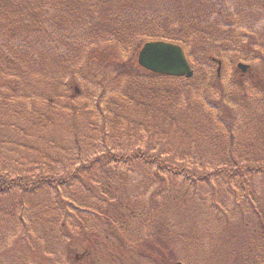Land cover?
<instances>
[{"label": "trees", "instance_id": "16d2710c", "mask_svg": "<svg viewBox=\"0 0 264 264\" xmlns=\"http://www.w3.org/2000/svg\"><path fill=\"white\" fill-rule=\"evenodd\" d=\"M228 10L236 21V31L222 15ZM256 17L264 19V0H0V71L26 78L40 71L47 75L50 68L55 67L48 81L50 86L54 84L59 97L64 96V88L68 87L66 80L71 76L77 78V84L94 103L91 108L87 104L74 108L69 105L71 95L65 99L66 109L62 116L71 126L68 131L73 135V149L56 155L59 163L54 164L49 159L54 160L52 154L39 153L40 161L45 159V166L53 164L48 168L53 177L31 179L29 174L25 176L15 171L18 159L25 156L24 161L31 163L37 151L34 141L39 139L28 138L24 128L15 123L8 126L13 128V133L23 136L16 143L10 140V144L17 147L11 154L4 156L0 147V199H10V207L4 213L13 215L16 223L22 225L23 216L30 210L28 201L46 187L60 193L65 188L86 184L88 181L83 174L99 167L101 161L104 167L113 161H138L143 167L156 166L159 181L168 174L181 178L189 187L185 193L176 191L175 196L171 191L165 194V199L162 196L161 199L160 196L151 198H155L154 211L149 204L135 201L138 212L147 220L160 216L167 222L166 207L174 219L182 220L180 209L191 211L192 208L183 204L188 193L193 205L194 193L213 192V200L215 196L232 200L231 209H237L240 215L236 222L219 224L214 238L221 242L218 246L224 257L213 264H264V196L257 194L254 186L256 176L264 174V86L258 90L254 85L249 86L254 94L245 88L243 79L231 86L225 76L217 77L212 61L215 51L227 70L233 63L228 58L240 48L242 35L239 30L254 24ZM220 22L227 29H219ZM260 29L254 35L260 34L262 39V22ZM151 41L180 45L195 76L186 79L154 75L143 69V75L136 72L137 54L143 44ZM246 60L249 61L245 58L238 61ZM180 81L183 83L179 84ZM11 94L0 101V127L3 129L6 126H1L5 124L2 118L23 119L26 112L21 111V107L13 108L9 102L14 92ZM218 94L220 104L210 98ZM49 119L38 124L32 122L31 130L47 131L50 127L47 123L52 121ZM143 131L156 137V141L150 138L145 150L141 149L142 140L137 139ZM191 132L201 133L203 144L200 147L193 146ZM121 138L127 145H118ZM212 141L213 156L219 160L214 159L212 166L205 162L187 163L186 157L191 151L195 153L192 156L204 160V150L200 149ZM110 143L117 146L110 147ZM100 147V155L92 159ZM115 147L119 153L113 151ZM132 147L136 148L135 152ZM157 151L158 157L150 154ZM166 152L169 161L159 162ZM174 159L175 163H169ZM31 165L39 166V161ZM13 174L18 176L13 177ZM213 177L217 178L215 182L211 180ZM148 183L151 187L156 184L152 178ZM115 188L116 192L125 191L123 186ZM87 199V196L81 197L77 203L63 197L53 213L65 219L73 211L83 214L81 216L96 215L87 229L83 228L84 234L87 230L96 231L103 221L111 222L119 230H129L135 210L125 209V206L120 209L118 205L113 211L105 209L102 214L94 210V202ZM172 199L181 200V203L175 205ZM197 205V209L205 207L201 202ZM55 219L51 223V219H46L44 228L49 225L55 230L49 240L57 246L70 240L75 251L83 241L91 240V236L76 240L74 233L60 228L58 221L61 220ZM169 226L168 223L162 225L165 229ZM103 255L106 254H97L93 259L99 262ZM153 257L147 264H154L152 259L158 260ZM109 259L107 256L102 264H109ZM123 264L137 262L127 257Z\"/></svg>", "mask_w": 264, "mask_h": 264}, {"label": "rangeland", "instance_id": "374dc122", "mask_svg": "<svg viewBox=\"0 0 264 264\" xmlns=\"http://www.w3.org/2000/svg\"><path fill=\"white\" fill-rule=\"evenodd\" d=\"M231 7L230 12L232 13ZM230 12L228 10L225 11V14H222L223 12H221V14L227 18V23L235 27L236 21L231 16ZM219 20H221V17ZM222 22H220L218 28L220 29L221 27L222 29L224 27L227 29L225 24L222 25ZM239 35H242L239 52L230 55L228 59H231L232 61H230L233 63L227 67L228 69L226 68L227 70L224 69L222 73V76H225L228 84L231 86H235L237 76H241L240 72L236 71V63L241 58L249 57V60L257 61L258 66H255L254 73L256 72L255 74H257L259 70L261 77H264V74L262 75L264 69L259 60L263 59L264 38H262V40L261 37H259L260 34L255 36L249 32H240V30ZM213 57L220 59L215 51H213ZM134 68L136 72H141V75L144 74L142 73V69H139L138 66ZM56 69L55 67L52 68V70L50 68L47 75L40 71L34 76L31 75L26 78H20L17 75H7L5 73L6 71H0V101H2L4 97H10L8 93L12 95L11 92H14V97L10 99L9 103L14 106V109L21 107V111L22 109L26 110L25 114L22 116L23 119L15 118L7 120L2 118L5 124L1 126H6V128L3 129L0 127V147L4 156L11 154L12 149H17L16 146L10 144V140L16 143V141H20V137L23 135L20 133H13V128H8V126H13V123L24 128L28 138L39 139L38 142L34 141V148L38 152L35 151L33 153L31 163H28L29 165L24 161L25 156L16 161L19 166H17L15 171H19L21 175L25 176L29 174L31 179H37L43 176L53 177L48 168L56 162L59 163L57 160L58 155H64L67 149H73V135L68 131V128H71V126L68 125L67 119L62 116L66 109L64 108L65 99H68L67 97L69 94L71 95L69 105H73L72 107L74 108L85 104H87L86 106L88 108H91V106L94 105L93 101L89 100L88 95H86L88 93L82 89L80 84H77V78L72 79L71 76L69 80H66L68 87L66 86V88H64V96L59 97L54 91V84L51 83L52 85L50 86L48 81ZM214 72H216V69ZM198 76L199 75H197V78ZM252 77L255 76L252 75ZM252 77H250L252 80H246L243 84L246 85V89L252 90V94H254V89L250 87L254 85L258 90V87L264 85H256L254 83L256 79ZM125 82L126 79L122 80L123 84ZM182 83L181 81L179 82V84ZM257 83L264 82L257 81ZM119 91L116 92L119 94ZM210 98L217 103L221 100L220 94ZM130 117H132L131 114ZM46 118H50L49 120L52 119V121L47 123L48 126H50L47 131L37 133L38 130H31L32 122H37L38 124L41 120H46ZM132 118L131 121H133ZM78 120L79 119H76V121ZM138 120L140 121L141 119L138 117L137 121ZM7 128L8 130H6ZM65 128H67V130L64 133ZM87 129L86 127V132ZM191 133L194 141L193 146L200 147L203 144V140L200 137L201 133ZM152 137L154 138L153 141H156L155 136H149L148 133L144 131L138 136L137 139L142 140L141 149H147V143ZM120 141L121 143L118 144L120 147L127 145L122 138ZM112 144L113 143H110V147H114V145L117 146L116 144ZM208 145L209 146L205 144V147L200 149L201 151L204 150V160H202L203 158L192 156L195 153L191 151L192 155L190 154L186 157L187 163L194 165L205 162L212 166L213 160L217 158L213 156V141ZM132 148L135 152L136 148ZM100 150L101 147L98 148V153L92 155V159L96 157V155H100ZM41 151L53 155L52 157L55 161L49 158L50 162H53V164L49 163L45 166V159L40 161L41 158L39 157V153H41ZM113 151L119 153L116 147ZM163 153H165V151H163ZM150 154L154 157L159 156L158 151L157 153L151 152ZM165 155H167V152L161 156L159 162L167 163V161H169V158H166ZM152 160L153 159H150V161ZM217 160H219V158ZM35 161H39V166L31 165ZM147 161H149V159L145 162ZM99 163V167L93 170L96 172L90 171L87 175L83 174V177L88 181L86 184L80 183V185H74L72 188H65L60 193L55 190V188L50 189L46 187L41 193L36 194L31 201H28L30 210L28 214L26 213L23 216L21 220L22 225L16 223L13 215L4 213L6 210L8 211L10 207V199H0V264H102V261L107 260V256H110L109 264H123L124 260L131 255L134 256L135 259L136 256L140 257V252L148 248L146 242L151 237V234L153 242L151 241L152 249L149 251L159 260L157 264H171L176 262H182L183 264H213L216 260L224 257V254L220 253V251H222L220 246H218L221 242L215 239L214 235L221 222L229 221L232 223L236 222L237 218H239L240 215L237 209H231L233 206L232 200L225 201L223 196H215L213 200V192L202 191L201 193L199 191L198 193H194L192 205V202L189 201L191 194L188 193L183 200V204L185 207L192 206V208L191 211H188V208H186L188 209L187 211H185L184 208L180 209L184 219H174L173 214H170L171 212H168L169 208L166 207L164 216L166 214L167 222L163 221L160 216H156L155 220H147L144 214L141 215L138 212L139 207L135 206V201L138 200L149 204L148 206L154 211L156 209L155 203H153L155 198L153 200H151V198L160 196L161 199L162 196V198L165 199V194L171 191L173 192V196H175L176 191L185 193L188 191L186 188H189L185 184V181L181 178L177 179L171 177L168 174L164 176L163 181H159V178L156 177V170L158 169L156 166L152 167L148 165L147 167H143V165H141L142 163L139 162V164L138 161L133 162L130 160L125 163L113 161L107 164L106 167H104L102 161ZM169 163H175V159L171 160ZM180 165L183 166L182 164ZM12 176L16 177L18 174H13ZM151 178L156 183L155 186L152 187L148 183V180H151ZM211 180L215 182L217 178L213 177ZM116 186H123L125 191L121 189L116 192ZM254 186L255 190H257V194L261 193L262 195L264 193V174L256 176ZM88 191L90 192L88 193ZM84 196H87V200L94 202V210L100 213L105 209L113 211L118 205H121L120 209L125 206V209L135 210L136 213L133 214L130 221L129 230H119L118 227L111 222L103 221L102 225L96 227L98 228L96 231L93 230L91 233L90 230H87L85 231L86 234H84L82 232L83 228L87 229L86 227L91 224V219H96L92 217L96 215L87 214L81 216L83 214L78 215L77 212L73 211L70 217L65 219L61 215L59 216L53 213V211L58 208V203H60L61 198L64 197V199L79 203L81 197L83 198ZM162 201L163 200H161V202ZM171 202L176 205V203H181V200L172 199ZM198 202L204 203L205 207L197 209ZM226 216L227 218H225ZM54 218L61 220L58 221L60 228L67 230L66 232L72 231L76 240L79 237L84 240L83 237L86 236H89V238L91 236V240L83 241L84 243L80 245L81 247L76 248L75 251L72 250L70 246V240L66 241L65 244L60 243V247L57 246L51 242V239L49 240V237L55 230L53 231L49 225L47 228H44V221L46 219L50 221L51 219V223ZM62 220L64 222H62ZM163 223L170 224L168 229L161 228ZM130 228L132 231H130ZM82 234H84V236H82ZM107 234L110 235L105 238ZM172 250L174 252H172ZM101 253L106 255H103L101 259H99V262L98 259L97 261L93 259V256ZM76 254H85L87 256L76 261L74 260ZM95 258H97V256H95ZM137 261L138 263L145 262V260L141 258L137 259Z\"/></svg>", "mask_w": 264, "mask_h": 264}, {"label": "water", "instance_id": "95a60500", "mask_svg": "<svg viewBox=\"0 0 264 264\" xmlns=\"http://www.w3.org/2000/svg\"><path fill=\"white\" fill-rule=\"evenodd\" d=\"M138 64L147 71L162 76L191 78L194 75L183 49L168 42L144 44L138 54ZM238 67L242 72H246L249 68L244 64H239ZM78 258L76 256L77 260Z\"/></svg>", "mask_w": 264, "mask_h": 264}, {"label": "bare ground", "instance_id": "6f19581e", "mask_svg": "<svg viewBox=\"0 0 264 264\" xmlns=\"http://www.w3.org/2000/svg\"><path fill=\"white\" fill-rule=\"evenodd\" d=\"M261 196H264V195H261Z\"/></svg>", "mask_w": 264, "mask_h": 264}]
</instances>
